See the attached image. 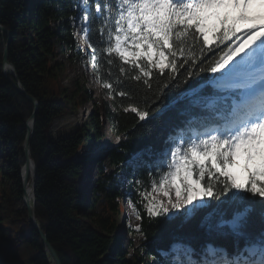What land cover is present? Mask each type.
Segmentation results:
<instances>
[{
	"label": "trees",
	"instance_id": "1",
	"mask_svg": "<svg viewBox=\"0 0 264 264\" xmlns=\"http://www.w3.org/2000/svg\"><path fill=\"white\" fill-rule=\"evenodd\" d=\"M30 2L33 3L29 8ZM73 4V0H0V23L11 31L9 60L16 67L17 77L25 90L39 102L30 152L37 171L35 215L58 252L62 264H112L115 259L120 264H148V256L157 259L158 264H167L166 258L158 253L160 250H167L176 238H183L197 249L206 242H212L224 244L232 251L234 237L221 236L215 231L209 233L207 223L203 226L201 223L207 213L214 214L213 221L218 218L216 206L220 203L219 200L208 198V206L200 209L187 222L182 223L176 219L162 224L167 217H149L146 209L151 199L152 184L163 171L159 168L153 170L143 160L138 161L140 166L135 169L128 164L135 153L146 150L149 146L154 149L162 146L169 132L165 121L171 117L175 122L176 109L184 107L188 100L180 101L176 109H171L160 119H152L151 110L157 105H168L190 85H197L204 76H210L211 73H200L192 78L177 74L176 80L181 81L180 87L169 91L157 88L162 78L157 75L158 69L153 68L152 76L148 78L151 87H148L142 82L143 77L140 82L133 79L135 74H139L137 69L122 64L113 54L111 65L100 63L98 68L94 67L103 85L106 82L113 84L111 93L104 87L112 97V104H105L104 113L92 111L89 123L75 127L70 133L58 138L52 136L50 128L54 120L68 110L66 95L55 84L57 62L52 59L55 56L54 50L58 45L70 58L79 56L73 34L72 19L77 14ZM89 18L93 21L88 34L90 51L95 50L98 58L103 54L106 61L109 57L101 48V40L106 39V36L98 35V29L104 27L110 30L111 17L102 26L96 23L95 11H89ZM28 29L33 32L32 35H29ZM8 40L9 35L0 31V254L14 264H51L44 241L29 220L24 201L22 168L27 160L24 143L27 120L34 113L35 104L3 75V57ZM196 47L198 49L199 44ZM197 55L200 53L197 52ZM120 67H124L125 71L120 72ZM168 72L169 69L166 68L165 75ZM180 73H183V67ZM12 77L17 81L15 76ZM184 80L187 82H183ZM168 83L171 84L172 81ZM119 89L125 90L127 95L121 97ZM207 91L209 90L205 89ZM84 92L91 96L87 90ZM132 107L149 110L150 116L140 120L131 111ZM106 121L115 134L121 135V142L108 155L113 169L107 167L105 159L97 160L99 176L92 187L95 198L89 201L91 211L84 215L81 206L85 203L84 176L89 159L79 158L77 153L80 146L88 140L98 141L104 137L102 129ZM123 168L135 170L136 173V177L127 184L130 201L140 218L139 231L144 235L143 254L136 260L128 258L129 253L119 241L125 226L118 224L115 219V215L122 210L123 192L117 179ZM198 171L199 168L196 169V174ZM217 178L223 180L216 173L211 178L206 175L205 180L200 182L206 186L210 179L216 187H220ZM31 180L30 175L29 182ZM219 211L225 212V218H230L233 209L224 207ZM262 228L264 222L253 214L247 230L255 233ZM243 244L244 240L241 238L240 246Z\"/></svg>",
	"mask_w": 264,
	"mask_h": 264
},
{
	"label": "snow or ice",
	"instance_id": "2",
	"mask_svg": "<svg viewBox=\"0 0 264 264\" xmlns=\"http://www.w3.org/2000/svg\"><path fill=\"white\" fill-rule=\"evenodd\" d=\"M88 4L91 8L79 0L81 15L75 21L85 34L93 23L89 11H95L96 23L101 26L111 17L110 30L98 29V35L106 36L101 48L109 59L90 51L94 67L111 65L115 54L122 64L137 69L139 74L133 79L140 82L143 77L148 87L152 69H158L162 79L157 88L169 91L180 87L177 74L187 78L212 74L190 85L168 105L151 110V118L160 119L180 101L188 100L176 109L175 122L171 117L165 121L169 132L162 146L147 149V162L153 170L175 169L161 182L185 169V179L190 180L191 165L197 163L199 171L197 180L184 184L183 195L177 186L176 203L170 199L165 206L149 201L146 211L149 217H167L162 224L176 219L184 223L208 206L205 198L219 200L218 218L213 221L214 214L207 213L201 223H207L209 233L234 237V249L230 252L225 246L206 242L197 250L183 238H176L158 254L167 264H264V228L255 233L247 230L253 214L264 222V0H88ZM119 71L124 72V67ZM104 87L113 91L112 83L106 82ZM118 92L121 97L127 95L123 89ZM131 111L140 120L150 116L149 110L132 107ZM105 147L89 146L84 154L101 152ZM144 157L145 151L137 152L128 164L135 165ZM207 158H212V164L206 172ZM216 173L223 177L217 178L220 187L210 179L201 186L206 175L211 178ZM224 207L233 209L230 218L219 211ZM170 209L174 210L171 214Z\"/></svg>",
	"mask_w": 264,
	"mask_h": 264
},
{
	"label": "rangeland",
	"instance_id": "3",
	"mask_svg": "<svg viewBox=\"0 0 264 264\" xmlns=\"http://www.w3.org/2000/svg\"><path fill=\"white\" fill-rule=\"evenodd\" d=\"M35 2V1H33ZM30 2L29 8L32 7V3ZM73 7L77 10L79 8V0H76V4ZM85 7L87 8V0H85ZM78 11V10H77ZM62 15V14H61ZM60 15V16H61ZM81 15V12H77V17ZM75 19V21H76ZM75 23V22H74ZM76 26H78L75 23ZM29 30V35L33 34V32ZM55 56L52 58L57 62L55 66V70L57 72L56 77V86L57 89L64 92L66 95V100L68 103V110L61 116L57 117L53 124L51 125L50 132L53 137L58 138L60 135H66L70 133L75 127H81L85 123H89L91 116L90 112L97 110L98 113H104L103 102L107 101L109 105L112 104V98L105 95L100 88L99 83H97L95 77L92 76L89 59H85L84 62L80 60V58H70L68 54L63 53L59 46L56 45ZM85 57V56H83ZM87 90L91 96H87L84 92ZM91 114V113H90ZM104 133L103 139L100 141H96L93 139L88 140L78 149L77 157L84 153L85 149L89 146L95 145H104L103 143H107L111 141L112 146L115 145L117 141V137H115V133L110 129L108 122L106 121L105 125L102 129ZM187 151V149H184ZM147 151L145 150V155ZM109 151L102 155V159H105V164L109 169H113V164L110 162ZM190 158V153H189ZM170 162V158H169ZM1 164V158H0ZM205 169L209 168L212 164V158H207L204 160ZM193 168V174L190 180H186L187 170H182L181 174L176 176L175 178L169 176L166 182H161L162 177L167 174L168 171H175V169H167L165 168L159 179L153 182L150 195L151 199L149 201L160 202L161 204L167 206L169 200L171 199L172 203L177 202L176 197V188L180 187L181 194H184V184L191 183L197 180L195 171L196 167H199V163L191 165ZM98 169L97 165L92 164L91 160L87 164V172L84 176L85 182V203L81 206V211L84 215H87L91 211V207L89 206V201H92L95 198L94 192L92 191V187L95 184V180L98 178ZM136 174L133 175L127 168H123L122 172L118 173V185L120 186L123 196L121 198V208L115 215V219L118 224L125 226V230L122 233L119 241L122 243L123 248L129 253L128 258L130 260H136L140 258L143 254V241L144 235L139 231V222L140 218L136 213L134 206L128 197V189L127 184L132 179L135 178ZM259 180V178H256ZM1 184V183H0ZM201 184V183H200ZM155 185V187H153ZM203 187V185L201 184ZM167 193V195H165ZM127 198V199H126ZM206 201L208 198H205ZM1 185H0V204H1ZM101 208H99V211ZM174 210L170 209V214ZM5 260V258L0 254V264ZM148 264H157L154 257L148 256L146 258ZM112 264H120L118 259H115Z\"/></svg>",
	"mask_w": 264,
	"mask_h": 264
},
{
	"label": "water",
	"instance_id": "4",
	"mask_svg": "<svg viewBox=\"0 0 264 264\" xmlns=\"http://www.w3.org/2000/svg\"><path fill=\"white\" fill-rule=\"evenodd\" d=\"M0 31L2 33H7L9 35V40L5 44V51H4V57H3V75L7 77L10 81L13 82L15 87L24 95L26 96L29 100H31L35 104V111L32 114V116L27 120V135L25 139V152H26V163L22 168V177L24 181V201L27 205L28 208V217L30 222L33 224V226L39 231L44 244H45V251L47 252L48 256L51 259V264H62L61 259L59 257L58 252L54 248V246L50 243V241L47 238L46 232L43 230V228L40 226L36 215H35V184L37 181V171H36V164L35 161L31 158L30 152H31V136L33 134V129H34V123H35V116H36V111L39 107V102L38 100L30 95L21 82L19 81L17 77V72H16V67L14 64L9 60V44L11 41V31L8 30L5 26H3L0 23ZM12 76H15L17 78V81L13 79ZM25 168V171H24ZM32 172V183H31V189L30 192L27 190V184L29 182V176L31 175Z\"/></svg>",
	"mask_w": 264,
	"mask_h": 264
},
{
	"label": "bare ground",
	"instance_id": "5",
	"mask_svg": "<svg viewBox=\"0 0 264 264\" xmlns=\"http://www.w3.org/2000/svg\"><path fill=\"white\" fill-rule=\"evenodd\" d=\"M78 40H80V42H81V45H83L84 44V42H83V40L82 39H80V37H79V39ZM101 87V86H100ZM24 171H25V168H24ZM31 178H32V172H31ZM31 183H32V180L27 184V190H28V192H30V189H31Z\"/></svg>",
	"mask_w": 264,
	"mask_h": 264
}]
</instances>
